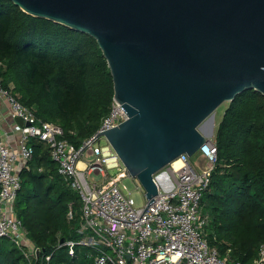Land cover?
Here are the masks:
<instances>
[{"label":"trees","instance_id":"16d2710c","mask_svg":"<svg viewBox=\"0 0 264 264\" xmlns=\"http://www.w3.org/2000/svg\"><path fill=\"white\" fill-rule=\"evenodd\" d=\"M0 82L41 121L60 124L77 147L98 131L114 99L110 67L95 38L28 14L10 0H0ZM215 135L218 162L202 201L208 233L222 255L229 251L252 264L264 245V95L247 90L230 102ZM30 144L34 156L21 170L16 201L23 226L40 256L51 255L47 264H91L88 249L76 247L74 256L65 245L78 237V194L58 174L49 148L36 139ZM0 264L28 262L16 244L0 237Z\"/></svg>","mask_w":264,"mask_h":264},{"label":"water","instance_id":"95a60500","mask_svg":"<svg viewBox=\"0 0 264 264\" xmlns=\"http://www.w3.org/2000/svg\"><path fill=\"white\" fill-rule=\"evenodd\" d=\"M10 1L96 39L127 113L97 137L151 201L154 175L215 135L223 103L247 90L264 95V0Z\"/></svg>","mask_w":264,"mask_h":264},{"label":"built area","instance_id":"2783aa9c","mask_svg":"<svg viewBox=\"0 0 264 264\" xmlns=\"http://www.w3.org/2000/svg\"><path fill=\"white\" fill-rule=\"evenodd\" d=\"M0 97L7 101L12 117L23 120V125L15 126L22 133L19 151L11 148L0 131V237L16 244L28 264L51 260V255L41 257L42 251L37 254L39 247L30 239L16 208L21 170L34 156L32 139L49 148L58 174L79 196L78 237L65 242L71 255L80 247L88 249L86 258L91 264H242L231 258L229 251L222 255L208 233L210 217L202 201L218 162L215 138L207 140L192 157L183 155L179 169L172 163L154 175L159 193L152 201L139 182L145 203L137 207L124 184L131 173L110 142L104 136L97 137L127 119L120 103L113 99L98 131L77 147L60 124L41 121L34 108L23 104L1 82ZM87 154L93 159L84 160ZM92 174L100 180L92 181ZM68 217H74L72 207ZM252 264H264V245Z\"/></svg>","mask_w":264,"mask_h":264},{"label":"crops","instance_id":"0c3cea01","mask_svg":"<svg viewBox=\"0 0 264 264\" xmlns=\"http://www.w3.org/2000/svg\"><path fill=\"white\" fill-rule=\"evenodd\" d=\"M17 124H19V120L12 117L7 101L0 97V131L5 135L6 140L15 151L21 149L22 137L21 131L15 127Z\"/></svg>","mask_w":264,"mask_h":264},{"label":"rangeland","instance_id":"374dc122","mask_svg":"<svg viewBox=\"0 0 264 264\" xmlns=\"http://www.w3.org/2000/svg\"><path fill=\"white\" fill-rule=\"evenodd\" d=\"M229 104H230V102H225L215 111V115H214V117H215V134H216L218 123L221 120V117L223 116V113L226 110V108L229 106ZM215 137H216V135L213 136V138H215ZM197 157H199V156L197 155L194 158V160ZM92 159H93V157L89 156L88 154L84 156V160L88 161V160H92ZM100 178L101 177L99 175H95V174L91 175L92 181H98V180H100ZM124 184L126 186V192L131 195L132 199L134 200L135 205L137 207L143 206L145 203V195H144L143 190L140 187H138L139 181L136 179H133V177H128L124 180ZM79 211H80V215H81V205L79 207ZM80 220H81V216H80Z\"/></svg>","mask_w":264,"mask_h":264},{"label":"bare ground","instance_id":"6f19581e","mask_svg":"<svg viewBox=\"0 0 264 264\" xmlns=\"http://www.w3.org/2000/svg\"><path fill=\"white\" fill-rule=\"evenodd\" d=\"M205 129L209 128V124L204 126ZM174 167H176V169H179L182 165V160L179 158L178 160H176L175 162H173Z\"/></svg>","mask_w":264,"mask_h":264}]
</instances>
